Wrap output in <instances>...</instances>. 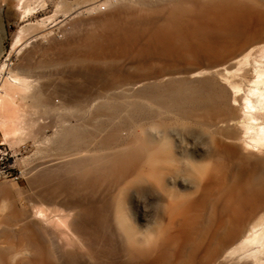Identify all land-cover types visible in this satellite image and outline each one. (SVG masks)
Instances as JSON below:
<instances>
[{
  "label": "bare ground",
  "instance_id": "obj_1",
  "mask_svg": "<svg viewBox=\"0 0 264 264\" xmlns=\"http://www.w3.org/2000/svg\"><path fill=\"white\" fill-rule=\"evenodd\" d=\"M81 2L83 9L78 10L80 13L110 9L99 18L102 21L105 19L104 22L107 23L105 31H99L100 35L92 33L77 43L57 42L55 52L58 62L63 61V58L75 61L89 69L90 73L96 71L99 76L96 82L93 78L92 81L89 80L88 84L91 86L88 85L89 88L86 87L84 91L77 89L78 93L68 97L50 95L44 97V101H48L50 107L57 104L60 114L66 109L65 114L69 112L68 115H80L82 111L91 112L103 103L108 104V98L121 97L127 105L140 103L154 108V113L166 118V121L162 119L146 122L140 126L137 136L123 143L121 148L112 149L108 143L101 141L92 148L79 147L78 150L59 158L57 162L73 164L71 171L73 167L76 171L79 170L76 178L80 177V188L91 185L101 187L106 184L116 188L110 196L109 212L107 208L103 210L110 216L112 224L107 221L113 229L109 228L114 230L115 236L125 245L124 254L128 258L139 259L138 264H264V40H258L238 50L236 47H217L213 51L212 45L207 43L192 44L196 38L190 34L198 31L194 28L185 30L181 18L171 11L163 15L164 23L153 25L151 15L137 14L131 10L126 14V10L117 7L111 9L112 0H102L96 5L88 0ZM62 3V0H57L56 11ZM17 4L24 16L32 14L36 7L43 6L44 1L36 0L31 5L29 0H17ZM29 31V23L18 27L4 60H8L12 52H22L28 45ZM127 54L142 61L151 55L177 56L184 60L188 57L197 59L198 54H205L208 64L207 68L159 73L125 83L117 80L112 73L114 71L117 75V70L119 71L114 64L109 65L108 71L106 67L103 69L107 63L102 59L123 57ZM10 66L8 62L0 65V73L2 68L8 69L6 81L5 78L0 80V109L3 104L5 106L4 100L7 97L14 105L17 103V98L11 96L7 90L12 89V85L15 86L13 89L19 88L21 94L29 95V99L30 94L32 95L31 76L19 72L11 63ZM205 74L209 76L199 79L200 82L197 83V78ZM88 89L94 90V94ZM99 97L106 98L100 101ZM37 100L40 102V99ZM17 110L13 117H0L2 125L6 126L9 122L16 124L11 129L16 134L30 124L25 123V126V116L21 111V115H18ZM169 112L185 120L171 126L167 122L171 118ZM62 114L61 117L64 115ZM65 131L66 128L64 135L67 134ZM175 136L179 138L176 139ZM57 159L53 158L55 162ZM57 180L59 181V177ZM70 181L65 183V180L64 183L69 185ZM126 181L137 192L149 189L162 208V217L155 227L139 237L126 222L121 209L120 195ZM59 185H56L57 189L53 187L58 190ZM181 185L188 188L179 190L177 186ZM50 186L48 189L43 186L41 191L34 194L37 202L29 198L28 202L24 200L26 204L15 203L14 199L8 202L6 197H2L1 200H6L7 203L0 204V224L11 222L16 227L10 233L12 238L8 245L9 253L0 251V264H61V261L52 259L51 245L55 234L51 225L68 228L69 233L83 247L89 242L88 239H83L93 229L91 225V229L89 228L90 222L86 221L85 215L91 205L88 204V207L84 203L87 208L81 205L79 202L83 203L84 199L77 201L76 191L75 194H68L60 189L55 191ZM98 204L101 203L98 201ZM92 207L88 210L91 211ZM99 208L98 212L102 210L101 206ZM92 211V215L96 214L95 210L93 213ZM92 223L94 224L93 221ZM97 224L99 226L100 222ZM110 233L108 232L109 235ZM89 236L90 234L88 238ZM121 244L119 247L122 249ZM90 246H86L85 252H89ZM110 250L112 252V248ZM97 251L101 254L103 252H99L98 246ZM120 253H123L122 250ZM86 255L87 259L95 257ZM102 255L99 256L102 258ZM9 256L12 263L8 262ZM99 259L92 261L107 264ZM92 261L91 264H95ZM113 261L115 263L118 260Z\"/></svg>",
  "mask_w": 264,
  "mask_h": 264
},
{
  "label": "rangeland",
  "instance_id": "obj_2",
  "mask_svg": "<svg viewBox=\"0 0 264 264\" xmlns=\"http://www.w3.org/2000/svg\"><path fill=\"white\" fill-rule=\"evenodd\" d=\"M29 1L31 5L36 3V0ZM43 1L44 5L36 7L32 14L22 16L20 9L17 7V0H0V65L2 62H8L10 66L11 63V65H13L12 67H16L19 72L31 76V83L33 84L30 99L29 95L21 94L19 88L16 87V89H13L15 86L10 85L12 89L7 88V90H9V94H12L11 96H14L15 99L17 98V105H14V103L11 102V99L5 97V106L3 104L2 109H0V117H13L16 115L14 112L19 109L17 110V114L21 115L20 111L23 113L22 115L25 116L24 124L30 123L28 126L25 124L28 128L25 127L24 130H20L17 134L14 132L12 133L11 131V129H13L12 127H16V124L14 125L12 122L7 123L6 126L0 124V204L2 202L7 203L6 200L9 202L11 199H14L15 203L26 204L29 198H33L32 200H35L33 202H37L34 196L37 192L43 189V186L46 188V185L49 184L46 189H48L50 185L51 189H53L63 180V184H60V187L58 186V188L68 194H72V192L75 194L76 191L77 196L75 195V198L77 201L84 199L83 203L81 201L79 203H81V205L83 204L84 207V203H87V206L90 204L91 207L93 206L91 211L95 210L94 212H96V214L98 210H100L99 206H101L102 210L98 213H100V218L103 219V221L98 217V214L96 215L93 211L92 213L94 215L90 213L91 211L88 209L91 207H85L87 208V214H85L86 221L88 220L90 222H87L89 223V228L91 229L90 225L93 229L96 228L90 230L92 232L89 233L90 238H88V234L87 237L83 239H88L89 242L84 241V243H88L85 244L86 246L91 245V248L89 247L90 250L94 247L93 250H89V252L88 250L85 252L87 247H83L78 239L69 233L68 228L63 225L57 227L51 225V230L55 234V240L51 245L52 259L57 262L61 261V264H91L92 259L96 260V258H100L102 262L107 264H109L108 262L111 264L113 260V262L118 261L112 264H138L139 259L133 257L128 258L124 254L125 245L123 242L121 244V239H119L117 235V237L115 236L116 233L113 232V227H110L112 226L110 225V216H107L108 213L103 210V208H107L109 212L111 205L110 196L116 188L110 184L103 185L104 187L91 185L92 187L87 186V189L80 188L82 187L78 184L80 177L76 178L79 170L76 171V168L73 167L74 169L72 168L73 171H71L70 167H72L73 164L67 163L69 164V166H67L65 162L57 161L59 158L61 159L62 157H65L66 154L78 150L79 147L92 148L101 141L108 143L113 147L112 149L121 148L123 143L125 144L128 140L137 136L140 126L146 124L148 121L157 122L162 121V119L166 121V118L157 116L154 113V108L144 106L140 103H138L139 105L135 104L133 106L127 105L121 97L108 98V104L103 103L97 107L98 109L96 108L97 110L94 109V111L92 110L91 112H88L89 110H81L82 112L78 111L81 113L80 115L77 113V116L74 114L73 116L71 113L68 115L69 112L65 114L67 110L65 109L64 112L62 109V112H64V115L61 113L64 116H62V118L60 114L61 110L58 109L59 107L57 104L51 105V108L48 101H44V97L47 98V96L49 97L50 95L59 97V94L63 97L74 95L79 92L78 90L84 91L86 87L89 88V86H91L88 84L90 82L89 80L93 78V81L95 80L96 82L99 76L96 74V71L90 73L89 69L82 67L75 61L63 58V61L58 62L59 59L56 55L55 47L62 41L64 43L69 41V43H72V41L77 43L81 42L83 38L92 33L100 35L106 29L104 28L106 21L104 22L105 19L102 21L99 18L107 14L110 9L108 8V11L107 8L98 10L94 9V11L89 13H80L79 11L83 9L81 0H62L63 5L56 11L55 4H57V0ZM89 1L92 2L93 5H96L102 0H88V2ZM76 3H78L77 6ZM111 4V9L117 7L120 10H126L124 11L127 12L126 14L131 10V12L137 14L151 15V17L153 16V25L164 23L163 15L171 11L177 17L181 18L185 30L194 28L198 31V33L194 32L193 34H190L196 38L192 41V44L198 45L199 43L204 42L212 45L213 51L217 49V47L230 49L236 47L238 50L258 40H264V0H112ZM96 21L99 22L97 23ZM24 23H29L30 25V31L28 34L30 42L28 39V45L22 50V52L18 54L12 52L9 59L4 60V58H6V53L10 48L13 35L16 33L18 27ZM99 31L101 33H99ZM54 44L55 46L53 47ZM102 61L107 63V65L103 66V69L106 67V70L108 71L109 65L114 64L119 68V71L117 70V75L112 71L116 79L121 82L129 83L132 80L145 76H154L159 73L184 72L202 67L207 68L208 57L205 54H198L197 59L194 57L193 59L188 57L183 60L177 56L160 57L157 55H151L142 61L127 54L123 57L102 59ZM196 63L197 65H194ZM6 69L5 67L4 69L2 68L3 71L0 73V80L8 75ZM206 76L209 75L205 74L199 76L197 78L198 80H196L197 83L200 82L199 79H203ZM3 79L2 81H6V78ZM86 84L87 86H85ZM89 92L94 94L95 91L90 90ZM106 92H108V90ZM105 98L106 97H99L98 99L102 101L105 100ZM37 99H40V102H38L39 100ZM182 106L189 108V106L186 105ZM57 112L59 117L57 116ZM169 114L171 118L167 122H170L171 126H176L178 123L182 122V120H185L181 119L173 112H169ZM93 116L97 119L93 118ZM10 123H12V125ZM61 126H63V129ZM65 128L67 131V134H65L67 136L64 135L63 132ZM69 130L74 132L71 133ZM5 131H7V133ZM57 131H60L59 133H62V135L60 136ZM54 134H56V136ZM175 137L176 139L179 138L178 136ZM45 139L48 141H46L47 143L45 142ZM53 158L57 159V163ZM50 162H52L51 165ZM41 172L43 177H41ZM58 177L59 181L57 180ZM36 178H38L39 181L38 179L36 181ZM68 179L71 180L70 183L72 182V184L69 183L70 186L72 185V188L68 184H65L68 183ZM35 181L37 182L36 185L34 184ZM76 185H78V187H75ZM177 188L183 190L188 187L181 185L177 186ZM56 189L55 191H59V189ZM121 191L120 204L126 222L132 229H134L138 237L141 234L149 233L162 217V208L155 199V195L149 189L143 192H137L134 187L130 186L128 181H126L124 188ZM31 194H33V196ZM3 196L6 197V200L4 201L1 200ZM78 196L80 199L77 198ZM97 200L105 206H102L101 204L99 205ZM94 206L97 208H94ZM101 214L103 216H101ZM85 215H83V218ZM88 215H91V217ZM96 219H100L101 221ZM107 220L110 223H108ZM99 222V226H104L100 227L102 230L99 228L98 224L96 225V223ZM15 227L16 224H12L11 222L0 224V251L5 254L9 253L8 245L12 238L10 233ZM108 232H111V236ZM91 234H93V237H91ZM96 235L98 238H96ZM102 237L104 239H102ZM106 240L107 242H105ZM117 240H120V242ZM92 242L98 246L99 252L103 250V255L98 253L97 246ZM117 242L121 244L120 246L122 249ZM111 248L112 252L110 250ZM120 250H122V254L120 253ZM86 254L95 256L96 258L89 257V259H87L88 256ZM99 255H102V258L104 259ZM8 262H13L10 256L8 257ZM92 263L97 264L96 261H92Z\"/></svg>",
  "mask_w": 264,
  "mask_h": 264
}]
</instances>
